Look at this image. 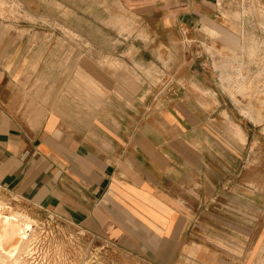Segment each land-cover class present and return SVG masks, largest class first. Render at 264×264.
Returning a JSON list of instances; mask_svg holds the SVG:
<instances>
[{
  "label": "crops",
  "instance_id": "crops-1",
  "mask_svg": "<svg viewBox=\"0 0 264 264\" xmlns=\"http://www.w3.org/2000/svg\"><path fill=\"white\" fill-rule=\"evenodd\" d=\"M117 1L131 17L208 39V74L186 65L208 87V144L197 143V128L175 126L185 101L164 93L162 74L178 67L103 61L70 48L74 32L54 41L7 6L0 188L147 264H264L261 102L229 95L241 85L224 81L230 66L215 58L243 53V33L228 24L239 29L235 11L250 2L252 22L264 23V0ZM11 2L23 3L29 24L51 20L53 0ZM188 100L194 117L196 97Z\"/></svg>",
  "mask_w": 264,
  "mask_h": 264
},
{
  "label": "rangeland",
  "instance_id": "rangeland-1",
  "mask_svg": "<svg viewBox=\"0 0 264 264\" xmlns=\"http://www.w3.org/2000/svg\"><path fill=\"white\" fill-rule=\"evenodd\" d=\"M11 1L0 0V15L6 17L7 6L10 7L7 12L9 15H12L14 10L21 9L24 26H36V30L51 31L55 33L54 41L57 36L62 35L61 31L68 29L67 33L74 32V36L70 34V48H82L85 53H94L96 58L100 56L103 61L106 59L110 63H124L126 60L133 66L164 64L165 67H178L173 73L162 74L165 79L162 84L164 93L180 96L185 101L182 102L185 104L182 106L185 111L180 114L175 126L183 129L197 128V143L208 144V87L200 83L198 77L194 78L192 71L186 67L189 63H195L194 68L206 69L208 74V39L190 41L184 34L164 29L156 18L131 17L125 13L117 0H58L67 8L61 7L60 3L53 0V6L47 11L51 20L38 24L26 22L29 20V14L23 3L12 5ZM29 1L34 0H25L26 3ZM254 10L253 3L250 2L235 11V18L241 19L239 29L228 24L230 29L243 33V53L238 56L224 54L215 58L222 59L223 63L230 66H226L230 71L227 72V77L224 76V81L231 85H241L229 88V95H246L259 99L261 103L254 104V107L261 110V120L256 122L264 126V23L252 22ZM64 13L68 15L67 18ZM242 17H246V22L242 21ZM129 48H132V51L125 52V49ZM189 51L193 54L190 59L186 56ZM179 66L182 67L181 70ZM135 74L138 78L142 76L140 72H134ZM143 76L145 79H151V73H148V77ZM173 76L175 82H168L167 79L171 81ZM190 97H196L197 115L194 117L188 112ZM250 106L252 107V104ZM244 123L246 126L251 125L248 120H244ZM0 202L6 206L5 210L3 209L4 216L20 213L30 217L33 224L24 252L16 254L18 257L11 256L7 264H63L65 261H75L79 264H147L114 245L52 216L48 211L28 204L2 188Z\"/></svg>",
  "mask_w": 264,
  "mask_h": 264
},
{
  "label": "bare ground",
  "instance_id": "bare-ground-1",
  "mask_svg": "<svg viewBox=\"0 0 264 264\" xmlns=\"http://www.w3.org/2000/svg\"><path fill=\"white\" fill-rule=\"evenodd\" d=\"M5 207V204L0 202V262L3 264L9 263L11 256L18 257L19 253L24 252L29 240L28 233H32L33 225L30 217L20 213L4 216Z\"/></svg>",
  "mask_w": 264,
  "mask_h": 264
},
{
  "label": "built area",
  "instance_id": "built-area-1",
  "mask_svg": "<svg viewBox=\"0 0 264 264\" xmlns=\"http://www.w3.org/2000/svg\"><path fill=\"white\" fill-rule=\"evenodd\" d=\"M49 213H51V212H49ZM52 214V216H54V217H56V218H58V219H60V217H58L57 215H55L54 213H51ZM62 220V219H61ZM63 221V220H62ZM64 222H66V221H64ZM67 223V222H66ZM69 224V223H68ZM80 230V229H79ZM81 231H83V230H81ZM84 233H86L85 231H83ZM28 236H29V233H28ZM63 264H79V263H77V262H75V261H65Z\"/></svg>",
  "mask_w": 264,
  "mask_h": 264
}]
</instances>
